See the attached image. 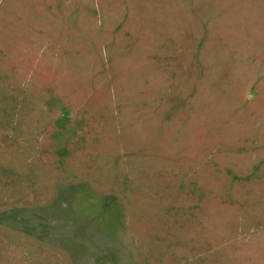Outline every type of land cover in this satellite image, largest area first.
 <instances>
[{"label":"rangeland","instance_id":"rangeland-1","mask_svg":"<svg viewBox=\"0 0 264 264\" xmlns=\"http://www.w3.org/2000/svg\"><path fill=\"white\" fill-rule=\"evenodd\" d=\"M0 264H264V0H0Z\"/></svg>","mask_w":264,"mask_h":264}]
</instances>
